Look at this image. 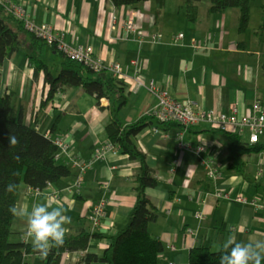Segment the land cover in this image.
I'll return each instance as SVG.
<instances>
[{
  "label": "crops",
  "instance_id": "0c3cea01",
  "mask_svg": "<svg viewBox=\"0 0 264 264\" xmlns=\"http://www.w3.org/2000/svg\"><path fill=\"white\" fill-rule=\"evenodd\" d=\"M13 1L24 8L29 20L50 24L64 34L65 42L89 48L105 65L117 63L126 68L137 58L145 79L155 81L171 98L187 101L195 109L226 111L235 104L247 113L255 100L264 105L262 13L258 23L249 21L246 29L239 31L237 8L208 13L209 3L202 5L201 1L194 22L181 13L184 1L174 4L173 0H165L157 12L154 1L121 7L109 0ZM130 13L137 30L160 34V42H140L135 34L126 32L122 24ZM176 33L184 34L182 45L171 41ZM191 38L195 39L197 50L189 46ZM47 89L41 74L33 79L32 67L23 51L2 63L0 96L4 92L12 94L24 123L35 125L42 134L49 132L60 137L70 144L80 162H87L95 148L108 142V100L101 99L98 104L80 87H73L45 102ZM126 90V104L118 111L124 124L149 115L156 103L155 96L145 89L131 91L126 85ZM180 142L187 148L179 146ZM133 143L144 154L146 165L157 180L155 187L145 189V196L157 214L147 224V230L163 246L158 264H188L191 248L203 246L214 251L212 245L222 243L229 235L238 242L264 240V206L258 207L264 205V176L256 175L258 171L264 173V149L243 155V170L237 172L228 168V143L205 126L184 130L174 122L150 125L137 133ZM255 146L264 147V136ZM198 147L204 149L195 152ZM207 164L216 171L215 178L207 175ZM68 167V176L37 196L28 194V186L22 184L16 207L27 206L30 210L34 203L45 201L54 207L62 205L71 217V223L65 225V236L80 230L101 234V239L90 237L86 248V253L100 257L110 236L128 223L136 199L139 163L119 152L107 153L85 170L77 194L67 191L78 174L76 167ZM238 195L255 205L236 201ZM102 197L108 200L104 217L101 225L93 229L86 215ZM198 212L201 219L195 217ZM12 226L11 241L26 242L21 239L25 219L14 215ZM83 254L66 252L60 264H86L79 262ZM40 260V255L30 256L33 264Z\"/></svg>",
  "mask_w": 264,
  "mask_h": 264
},
{
  "label": "trees",
  "instance_id": "16d2710c",
  "mask_svg": "<svg viewBox=\"0 0 264 264\" xmlns=\"http://www.w3.org/2000/svg\"><path fill=\"white\" fill-rule=\"evenodd\" d=\"M115 7L135 5L154 1L156 12L165 0H109ZM201 0H184L185 16L190 22L197 18V4ZM251 0H208V13H221L228 8H237L238 30L246 29L250 18ZM260 29L264 31V7ZM23 51L32 67L33 79L42 75L43 84L48 89L45 102L53 100L55 94L66 88L80 87L99 104L106 99L111 107L110 120L105 128L108 142L117 146L119 153L127 155L139 163V175L135 180L136 199L124 228L110 236L109 245L100 257L86 253L90 237L103 238L96 232L80 230L77 234L64 237L60 247H53L46 259L39 264H60L66 252H83L80 263L102 264H158V254L162 252L161 242L147 230V224L157 217L145 189L155 187L157 180L146 165L145 156L134 145V137L150 125H162L152 116L145 115L134 122L124 124L118 111L126 104V84L113 77L107 70H93L88 66L69 59L54 46L25 30L22 22L0 5V67L4 60ZM48 57V59H47ZM50 61V62H48ZM9 133L17 136L19 144L12 147L8 142ZM228 143V168L241 172L244 167L243 155L259 152L264 147L249 145L244 137L218 132ZM57 147L52 140L40 133L35 125L22 121V113L12 102V94L4 92L0 96V264H33L30 256L39 255L31 243L12 242L11 224L14 215L9 211L16 206L19 188L22 184L42 190L60 178L69 175L66 162L55 158ZM19 159H16V157ZM15 184L13 192L6 191V185ZM77 196V195H76ZM79 198V196H77ZM188 264H219V254L207 247H195L188 251ZM264 264V261H262Z\"/></svg>",
  "mask_w": 264,
  "mask_h": 264
},
{
  "label": "built area",
  "instance_id": "2783aa9c",
  "mask_svg": "<svg viewBox=\"0 0 264 264\" xmlns=\"http://www.w3.org/2000/svg\"><path fill=\"white\" fill-rule=\"evenodd\" d=\"M0 5L5 7L11 15L19 19L26 31L40 38L47 45L54 46L69 59L82 63L96 71L101 69L107 70L113 77L124 81L131 91H137L142 88L153 94L156 98V103L151 108L149 115L159 123L174 122L180 125V127L184 130L195 126H205L211 131L225 132L242 136L249 145L257 144L260 138L264 136V105L258 100H255L251 104L247 113L240 111V108L235 104H231L226 111L217 110L215 108L195 109L187 101H177L171 98L156 84L155 81L145 79L142 74L140 62L137 58L132 59L126 68L117 63L105 65L94 56L89 48L80 45L72 46L65 42L63 39L64 34L62 32L55 31L50 24H36L32 20H29L26 16L24 8L15 3L13 0H0ZM132 17L133 13H130L128 19L122 24V27L126 32H132L135 34L140 42H160V34H151L145 31L137 30ZM114 27L115 22L112 23V29ZM171 41L182 45V42L184 41V34L176 33L172 35ZM189 46L193 50H197L198 46L194 38L190 39ZM127 69L130 70V73H128ZM45 136L50 138L57 147L55 158H64V162H66L68 166L77 168L78 174L76 176V180L71 188H67V191L74 192L75 194L79 193L83 181V174L93 161L105 157L107 153L117 154L119 152L117 146L106 142L104 145L95 148L89 160L84 163L80 162L81 160L78 156L71 151L69 143L65 142L60 137L52 136L49 132H46ZM179 146L187 148L182 142L179 143ZM203 149V147H198L195 149V152H200ZM205 169L210 178H215L217 176L216 171L210 164H207ZM256 175L260 178L264 176V173H262V171H258ZM50 186L51 184L47 185V187ZM42 192L43 189H32L30 187L27 189V193L32 196H37ZM51 195H54V193L52 192ZM235 199L236 201L244 204L255 205L253 201H248L241 195H238ZM107 202V198L102 197L90 206L86 218L93 229H96L101 225V220L104 217V210ZM262 206L264 205H258V207ZM195 217L201 219L202 214L198 212ZM188 233L190 234L191 231ZM21 239L25 241L24 235ZM168 264L172 263L169 262Z\"/></svg>",
  "mask_w": 264,
  "mask_h": 264
},
{
  "label": "clouds",
  "instance_id": "9594fccd",
  "mask_svg": "<svg viewBox=\"0 0 264 264\" xmlns=\"http://www.w3.org/2000/svg\"><path fill=\"white\" fill-rule=\"evenodd\" d=\"M8 142L12 147L19 144L13 133H9ZM15 187V184L9 183L6 191L11 193ZM9 211L25 219L24 239L26 242L30 240L33 250L42 259H46L51 248L63 245L65 225L71 223V217L66 214L67 210L62 205L54 207L46 201L36 202L30 210L27 206H12ZM212 248L219 254V264H262L264 261V240L238 242L234 236L229 235L222 243H214Z\"/></svg>",
  "mask_w": 264,
  "mask_h": 264
},
{
  "label": "rangeland",
  "instance_id": "374dc122",
  "mask_svg": "<svg viewBox=\"0 0 264 264\" xmlns=\"http://www.w3.org/2000/svg\"><path fill=\"white\" fill-rule=\"evenodd\" d=\"M179 1H184V0H173L171 2L174 4H177V2H179ZM205 3H208V0H201L200 4L203 5ZM262 7H264V0H251V2H250V18H249L250 22L258 23L260 15H261V13H263ZM184 12H185V8L183 7L181 10V13L185 14ZM252 27L253 26L250 27L251 30H252ZM12 228H14V226L11 227V231H12ZM10 240L13 241L14 239L11 237Z\"/></svg>",
  "mask_w": 264,
  "mask_h": 264
}]
</instances>
